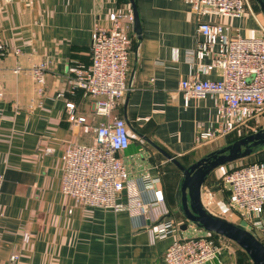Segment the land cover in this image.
<instances>
[{
	"label": "crops",
	"instance_id": "1",
	"mask_svg": "<svg viewBox=\"0 0 264 264\" xmlns=\"http://www.w3.org/2000/svg\"><path fill=\"white\" fill-rule=\"evenodd\" d=\"M134 2L140 37L132 28L128 90L112 116L123 118L129 129L130 145L121 157L130 176L157 180L167 211L164 219L172 223L169 232L152 240L147 228L126 212L79 206L60 190L65 146L92 143L93 128L107 119L94 114L92 97L72 88V68L90 63L94 22L107 26L108 14L126 12L130 1L0 0V42L7 48L0 60V264H7L12 253L19 255V264H165L164 253L173 240L207 231L182 214V174L162 152L188 167L226 148L248 129L264 126L262 115L244 127L199 141L198 124L205 131L217 125V97L190 98L185 104L179 85L193 75L211 80L221 75L220 69L208 66L210 58H188L187 52L203 39L197 31L200 20L185 0ZM248 5L239 17L208 15L201 20L225 24L232 35L260 36L264 15L251 0ZM15 49L19 53H13ZM42 61L48 67L40 95L29 68ZM17 66L20 70L14 72ZM79 117L84 119L78 122ZM46 148L52 151L46 153ZM242 158L264 163V148ZM240 159L205 177L201 204L264 244V234L251 225L257 218L239 214L228 204L223 172ZM214 237L223 246L218 258L205 264H239L240 259L253 264L235 242Z\"/></svg>",
	"mask_w": 264,
	"mask_h": 264
},
{
	"label": "built area",
	"instance_id": "2",
	"mask_svg": "<svg viewBox=\"0 0 264 264\" xmlns=\"http://www.w3.org/2000/svg\"><path fill=\"white\" fill-rule=\"evenodd\" d=\"M185 2L200 20L197 31L203 36L196 48L187 52L188 58L192 61L210 58L208 66L221 71L219 79H199L193 75L181 80L179 85L185 104L190 98L217 97V125L212 131L197 126V138L204 141L244 127L264 115V26L260 36L243 37L230 34L225 24L201 20L208 15L242 16L249 8L248 0ZM107 20V26L94 22L90 63H76L70 80L73 89H81L93 98L94 114L107 119L93 128L92 143L69 142L65 146L60 190L76 205L126 212L136 224L147 228L155 240L165 236L172 225L164 219L167 211L162 191L157 188V180L147 175L130 176L121 157L130 145L129 129L123 118L112 116L128 90L134 15L129 8L126 12H110ZM6 52L7 48L0 42V60ZM13 53H19V49ZM47 65L42 61L29 68L34 90L40 95L44 92ZM19 70L17 66L14 72ZM66 105L72 108L73 104ZM83 119L79 117L76 121ZM51 151L45 149L46 153ZM222 180L229 186V207L239 214H253L257 219L251 221L252 227L264 234V163L238 165L225 172ZM2 181L0 174V190ZM28 239L25 233L24 241ZM220 241L210 232L176 238L164 253L165 264H205L215 260L223 246ZM18 259L19 255L12 253L7 264H19Z\"/></svg>",
	"mask_w": 264,
	"mask_h": 264
},
{
	"label": "water",
	"instance_id": "3",
	"mask_svg": "<svg viewBox=\"0 0 264 264\" xmlns=\"http://www.w3.org/2000/svg\"><path fill=\"white\" fill-rule=\"evenodd\" d=\"M134 15L133 32L140 37V22L134 0H129ZM264 15V0H256ZM264 148V126L243 135L226 148L213 152L194 162L188 167L183 166L168 153L163 155L173 162L182 174L180 184V204L182 214L187 221L195 222L205 231L215 233L235 242L245 251L253 264H264V244L250 231L234 225L222 218L207 212L200 200V190L205 177L216 167L249 156L254 151ZM186 224L182 226L184 229Z\"/></svg>",
	"mask_w": 264,
	"mask_h": 264
},
{
	"label": "rangeland",
	"instance_id": "4",
	"mask_svg": "<svg viewBox=\"0 0 264 264\" xmlns=\"http://www.w3.org/2000/svg\"><path fill=\"white\" fill-rule=\"evenodd\" d=\"M251 1L253 2L254 6H258L256 0H251ZM252 126H254V125H252ZM260 126H262V124H261ZM257 128H258V127H257ZM257 128H254L255 131H256ZM248 131H249V132H248ZM248 131L246 132L247 134H248V133H251V132H254V130H252V129H251V130L248 129ZM245 135H246V134H245ZM251 162H253V160L251 161V160H249V159L242 158V159H240V160H238V161H236V162L230 163L229 166L226 167V170H225L223 173L227 172V170L229 169V167H230V168H231V167H236V166H238V165H242V164H246V163H251ZM227 165H228V164H227ZM256 236H257V235H256ZM247 262H248V261H247ZM239 264H245V263H242V262H241V259H240ZM248 264H249V263H248Z\"/></svg>",
	"mask_w": 264,
	"mask_h": 264
},
{
	"label": "trees",
	"instance_id": "5",
	"mask_svg": "<svg viewBox=\"0 0 264 264\" xmlns=\"http://www.w3.org/2000/svg\"><path fill=\"white\" fill-rule=\"evenodd\" d=\"M253 162H254V161H253ZM246 164H247V163H246ZM233 168H235V167H231V168L229 167V169H228L227 171H230V170L233 169ZM211 234H212L213 236H216V234H214V233H212V232H211ZM250 264H251V263H250Z\"/></svg>",
	"mask_w": 264,
	"mask_h": 264
}]
</instances>
